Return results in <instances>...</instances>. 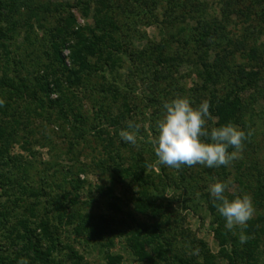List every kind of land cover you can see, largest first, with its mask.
<instances>
[{
  "label": "rangeland",
  "instance_id": "1",
  "mask_svg": "<svg viewBox=\"0 0 264 264\" xmlns=\"http://www.w3.org/2000/svg\"><path fill=\"white\" fill-rule=\"evenodd\" d=\"M196 1L220 16L221 0ZM80 2L18 0L17 10L6 17L11 20L0 17V100L4 101L0 106V208L16 201L14 214L28 219L36 234L41 231L37 225L47 224L60 238L54 250L57 264H108L109 256H120L119 264H164L157 258L136 254L138 249L151 250L144 244V237L136 236L139 222L153 223L156 217L168 219L165 228L170 250L186 253L187 257L210 256L214 264H234L222 255L225 246L216 230L226 220L208 190L211 184L224 182V194L230 201L244 194L252 198L253 218L246 226L230 231L240 236L249 225L255 226L252 249L241 255H251L249 264H264V100L254 90L244 96L247 105H253L244 118L251 127L252 140L243 143L239 158L226 166L224 174L221 166L182 165L175 169L160 164L151 142L157 134L156 122L166 112L164 102L188 97L196 88L198 77L192 65L176 67L172 78L157 81L149 68L139 69L143 73L130 69L127 58L115 76L94 73L84 76L79 85L59 76L60 92L50 94V101L45 100L43 105L19 92L18 87L24 85L39 93L37 81L41 76L53 72L61 75L58 65L50 63L51 43L58 34L56 28L61 30L60 24L69 13L76 18V30L95 26L92 16L84 17ZM41 6L49 10L44 12ZM262 7L258 3L250 16L243 10L233 15L237 31L254 27L260 44H264ZM254 14L257 18L253 19ZM141 32L150 41H160L166 35L161 21L142 27ZM143 45L144 41L138 44L141 49ZM70 54L69 49L64 50L68 67L72 65ZM4 80L8 82L5 85ZM109 86L119 90L123 98L115 101L116 90L109 92ZM42 97L47 98L45 94ZM127 121L141 125L136 145L119 135L121 130H129ZM182 171L184 178H178ZM165 174L171 175L170 184L164 182ZM77 177L83 183L75 190L72 182ZM177 183L183 188L175 187ZM151 198L157 199L155 214L138 206L139 201L144 206ZM95 221L102 223L104 231L102 238L92 240ZM82 223L85 225L80 227ZM8 227L0 230V245L13 237ZM43 243L49 245L46 240ZM171 257L170 253L169 262ZM247 261L239 260V264Z\"/></svg>",
  "mask_w": 264,
  "mask_h": 264
},
{
  "label": "trees",
  "instance_id": "2",
  "mask_svg": "<svg viewBox=\"0 0 264 264\" xmlns=\"http://www.w3.org/2000/svg\"><path fill=\"white\" fill-rule=\"evenodd\" d=\"M80 1L85 9L84 17L92 16L95 26L76 30V18L69 13L60 24L61 30L56 28L58 34L54 35L51 43L50 63L58 65L61 75L53 72L52 75L41 76L37 81L41 95L37 91L27 90L24 85L18 87L19 92H25L29 99L43 105L45 100L50 99V94L60 92L59 76L72 85L81 84L84 76L94 73H99L101 76H115L117 72L119 74L117 70L122 68V60L125 61L128 58L130 69L143 73L145 71L139 69L149 68L158 81L172 78V72L176 70V67L181 68L187 63L195 68L198 77L196 88L192 89L187 98L194 108L204 100L209 101L210 114L215 118L209 121V127H207L209 132L213 127H222L231 123L245 132L247 138L242 143L251 142L252 130L244 118L248 111L252 110L253 105L249 103L247 105L244 96L248 90L252 89L258 97L264 100V48H262L264 44L259 43L254 27L250 25L249 28L247 26L246 29L237 31V26L233 25V15H236V11L239 15L243 10L250 16L258 3L264 8L263 0L261 2L258 0H221L219 3L222 6L220 16H214L196 0ZM17 3L18 0L0 1V17L9 20L10 18L6 17H10L11 12L17 10ZM41 7L44 12L49 10L45 6ZM41 7L39 9L42 10ZM255 16L257 15H252L253 19L257 18ZM160 21L166 30V35L164 33L160 41H150L146 35L141 36L142 27H150ZM176 29L177 32H175ZM143 41L145 45L141 49L138 44ZM66 49L71 51L69 56L71 67L67 66L66 57H64ZM43 52L47 56L50 55L47 50ZM120 54H124L125 57H120ZM239 58L243 61H239ZM7 83L3 81L4 85ZM112 88L113 86L109 88L111 93L116 90ZM43 94L47 96L46 99L42 97ZM113 96L115 101L123 98L119 90H116ZM256 99L257 97L254 98ZM249 100L252 99L249 98ZM249 105L252 106L251 109ZM234 150L231 147L228 149L230 153ZM220 169L224 174L226 166L222 165ZM162 177L166 184H170L173 180L168 174ZM178 178H184L183 171L180 172ZM82 183L78 178L72 182V186L77 190ZM177 185L178 183L174 186ZM177 188H183V186H177ZM62 197L67 199L64 194ZM15 202L6 203L0 208V230L9 226L7 229L12 228L9 231L13 235L12 238H8L9 243L0 245V264H18L21 258L27 259L29 264H57L54 250L60 244V238L44 223L37 225L40 226L41 231L40 234H36V229L29 227L28 219L14 214L18 207ZM156 203L157 199L151 198L144 206L142 201H139L138 206L139 208L142 206V211L149 210L155 214L157 212ZM115 207L118 208V206ZM167 221V218L162 221L156 217L153 223L139 222L136 236L144 237V244L150 246L151 250L147 252L143 248L141 251L138 249L137 255L157 258V260L164 261V264H214L215 260L210 256L209 258L207 256L187 257L186 253L170 250L171 241L165 228ZM94 223L91 227L90 239L92 240L102 238L104 231L100 221ZM84 225L82 223L80 227ZM78 232H80L79 229ZM243 233L249 238L246 243L241 244L240 236H235L228 230L224 222H220L217 226V238L225 246L222 255L234 264H239V260L245 261L247 258L249 261L245 263L251 262V255L241 254H245L244 251L251 248L250 245L257 236L255 226L249 225ZM44 240L48 241L49 245L43 243ZM43 244L47 246L44 247ZM138 246L136 245L135 249ZM170 253L172 254L171 262L168 261ZM109 257L110 263L108 264L121 262L120 256Z\"/></svg>",
  "mask_w": 264,
  "mask_h": 264
},
{
  "label": "clouds",
  "instance_id": "3",
  "mask_svg": "<svg viewBox=\"0 0 264 264\" xmlns=\"http://www.w3.org/2000/svg\"><path fill=\"white\" fill-rule=\"evenodd\" d=\"M3 104L4 101L0 100V106ZM163 108L166 112L162 119L156 122L157 134L151 141L160 164L175 169L182 165L213 168L227 166L239 158L243 151L242 142L247 138L245 132L231 123L213 127L209 132L207 121L215 118L210 114L208 100L202 101L194 108L187 97L177 96L164 102ZM126 123L129 130H121L119 135L125 142L136 145L137 131L141 125L133 121ZM202 137L205 139L202 140ZM209 140L211 142H207ZM229 147L235 150L230 153ZM226 188V183L217 181L208 189L219 214L226 220L225 227L232 230L235 226H246L255 213L251 196L244 194L230 201L224 194ZM248 238L241 232L239 242L244 244ZM18 264L29 262L21 258Z\"/></svg>",
  "mask_w": 264,
  "mask_h": 264
}]
</instances>
